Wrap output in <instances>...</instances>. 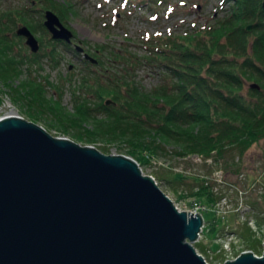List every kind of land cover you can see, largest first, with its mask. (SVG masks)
Listing matches in <instances>:
<instances>
[{
  "label": "trees",
  "instance_id": "obj_1",
  "mask_svg": "<svg viewBox=\"0 0 264 264\" xmlns=\"http://www.w3.org/2000/svg\"><path fill=\"white\" fill-rule=\"evenodd\" d=\"M37 2L40 8L31 3L0 7V79L31 120L45 118L79 142L126 141L131 145L129 154L138 160L147 157V151L155 156L163 149L162 142H174L175 152L183 157L198 154L219 159L229 147L241 153L264 138V0H222L223 15L212 24H197L178 34L152 35L144 42V54L110 48L109 54L96 57L97 63L84 58L81 75L69 65L67 74L60 73L58 80L38 72L45 58L53 68L58 67L63 58L60 42L70 44L50 36L43 12L50 8L64 19L76 10L70 0ZM249 23L253 24L251 31L247 30ZM21 24L39 33L41 51H46H28L22 44L24 36L16 32ZM94 47L104 52L108 44ZM144 62L159 68L165 78L149 90L136 80L135 71ZM34 65L37 74L19 78L24 68L32 71ZM93 66L102 69L94 72ZM253 81L261 88L245 90V84ZM67 90L73 109L63 104ZM107 99L115 103L108 104ZM109 148L103 151L110 153ZM186 177L194 179L197 188L180 192L178 198L194 195L206 208L218 201L206 176L176 174L179 180ZM217 220L214 215L209 223L208 231L214 235L219 229ZM258 222H264V216ZM244 231L241 237L252 248L255 238L262 243L253 237L249 225ZM196 243L203 247L200 241ZM214 249L219 250V245Z\"/></svg>",
  "mask_w": 264,
  "mask_h": 264
},
{
  "label": "water",
  "instance_id": "obj_2",
  "mask_svg": "<svg viewBox=\"0 0 264 264\" xmlns=\"http://www.w3.org/2000/svg\"><path fill=\"white\" fill-rule=\"evenodd\" d=\"M44 24L73 42L53 9ZM16 32L40 50L28 25ZM204 221L180 210L132 156L55 136L17 114L0 119V264H210L193 244ZM262 255L243 251L223 264H264V241Z\"/></svg>",
  "mask_w": 264,
  "mask_h": 264
},
{
  "label": "rangeland",
  "instance_id": "obj_3",
  "mask_svg": "<svg viewBox=\"0 0 264 264\" xmlns=\"http://www.w3.org/2000/svg\"><path fill=\"white\" fill-rule=\"evenodd\" d=\"M64 1V0H62ZM76 12H71L67 18L69 28L74 32V38L81 43L89 52H95L96 44H108V48L101 52V56L110 53V48L119 53L144 54L147 42L152 35H168L182 33L191 29L194 25H207L214 23L223 15L222 0H152L146 4L142 0H70ZM31 0H0V7L13 4H29ZM160 2V3H159ZM39 8V5L35 3ZM39 34V33H37ZM37 36V35H36ZM51 36V33H50ZM52 37V36H51ZM39 39V37L37 36ZM40 42V39H39ZM25 44V40L23 43ZM41 45V42H40ZM27 46V47H26ZM28 51L30 47L26 45ZM64 57L56 68H53L47 58L43 63V68L39 70L43 75H50V79L58 80L59 74L66 75L68 66L72 65L77 76L85 70L82 53H77L65 45H60ZM18 50V49H17ZM43 51H46L44 48ZM119 68L122 66L115 65ZM34 67V68H33ZM32 71L24 68V73L20 79L37 74L34 65ZM102 69L100 66H93L96 72ZM136 80L146 90L165 81L159 68L149 62L140 64L136 71ZM20 79L14 82L18 84ZM250 83L245 84V90ZM54 89H50L53 93ZM0 117L8 114L20 113L26 119L31 120L25 107L14 100L9 88L0 79ZM63 104L69 109H73L72 96L69 90L63 96ZM46 128L51 134L60 137H67L72 140V135L63 132L59 126H53L45 118L35 121ZM150 140V138H149ZM76 141V140H75ZM79 142V141H77ZM81 144L95 145L100 150L110 147V153L129 154L131 145L119 139L107 142L99 139L92 143ZM161 149L155 156H148L139 159L140 166L145 174L153 175L159 186L172 198L175 205L180 210L195 213L194 203L199 199L194 195L178 198V194L189 193L197 188L196 181L190 177L184 180L176 178L177 173L187 175L206 176L210 183L214 185V191L218 195V201L212 206L203 205L202 211L205 221L201 235L197 241L202 246L197 247V241L193 242L198 252L205 255L206 261L210 264H223L228 259H233L240 253L239 251L251 250L259 256H263L264 222L259 223L258 219L264 216V138L255 142L244 152H239L236 147H229L225 155L204 158L198 154L180 156L175 152L174 142H162ZM104 152V151H103ZM107 153V152H106ZM133 158H135L133 156ZM136 159V158H135ZM138 160V159H137ZM216 215L219 229L217 234L209 232L210 220ZM257 216H260L258 218ZM248 225L253 229V237L256 246L252 248L250 242L241 237L244 230H248ZM251 239V236L249 237ZM257 239V240H256ZM253 241V240H252ZM215 244L219 245V250H213ZM238 253V254H237ZM237 254V255H236Z\"/></svg>",
  "mask_w": 264,
  "mask_h": 264
},
{
  "label": "flooded vegetation",
  "instance_id": "obj_4",
  "mask_svg": "<svg viewBox=\"0 0 264 264\" xmlns=\"http://www.w3.org/2000/svg\"><path fill=\"white\" fill-rule=\"evenodd\" d=\"M35 8H37L36 6H35V3H37L38 4V2H37V0H31V2H30ZM39 5V4H38ZM39 8H40V6H39ZM47 9H45L44 10V12H43V14H44V19H45V11H46ZM56 12V11H55ZM57 13V12H56ZM58 14V13H57ZM59 15V14H58ZM60 17V16H59ZM67 18H68V16H66L64 19H61V17H60V19H61V21L65 24V23H67ZM22 25V24H21ZM66 25V24H65ZM20 26V25H19ZM66 26H68V25H66ZM18 28V27H17ZM34 32V31H33ZM35 33V32H34ZM37 36H39V34H37V33H35ZM24 40H25V37H24ZM62 40V39H61ZM64 41V40H63ZM79 42H81L82 43V41H80V40H78ZM78 41L76 40V38H74L73 39V42H67V43H69L70 44V47L69 48H71L72 50H73V48H74V50L79 54V53H82L83 54V58H85V56H84V54H85V51H87L88 49L85 47V51H79L78 49H77V44H78ZM60 45H63V43H61L60 42ZM44 50V49H43ZM43 50L41 51V45H40V52H43ZM88 53H90V54H92L93 56H95V57H97V56H100V54H101V52H100V50H97L96 49V51L95 52H89V51H87ZM63 57H64V55H63Z\"/></svg>",
  "mask_w": 264,
  "mask_h": 264
},
{
  "label": "built area",
  "instance_id": "obj_5",
  "mask_svg": "<svg viewBox=\"0 0 264 264\" xmlns=\"http://www.w3.org/2000/svg\"><path fill=\"white\" fill-rule=\"evenodd\" d=\"M1 118V117H0ZM202 208H203V205L200 203V202H195L194 203V209L195 210H193L195 213H198L200 210L202 211ZM204 257H206L205 255H204ZM210 263V262H209Z\"/></svg>",
  "mask_w": 264,
  "mask_h": 264
},
{
  "label": "bare ground",
  "instance_id": "obj_6",
  "mask_svg": "<svg viewBox=\"0 0 264 264\" xmlns=\"http://www.w3.org/2000/svg\"><path fill=\"white\" fill-rule=\"evenodd\" d=\"M49 31V30H48ZM50 32V31H49ZM51 33V32H50ZM51 36H52V34H51ZM53 38V37H52ZM31 49V48H30ZM19 117H23V118H25L23 115H21L20 113L18 114V113H16ZM9 115V114H8ZM2 118V117H1ZM0 118V119H1ZM133 157V156H132ZM242 252V251H241Z\"/></svg>",
  "mask_w": 264,
  "mask_h": 264
}]
</instances>
